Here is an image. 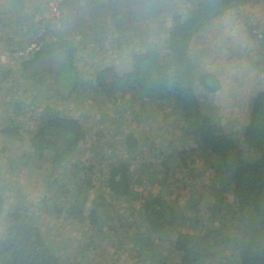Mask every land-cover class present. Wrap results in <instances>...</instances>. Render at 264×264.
<instances>
[{
  "label": "trees",
  "instance_id": "trees-1",
  "mask_svg": "<svg viewBox=\"0 0 264 264\" xmlns=\"http://www.w3.org/2000/svg\"><path fill=\"white\" fill-rule=\"evenodd\" d=\"M50 1L57 2L59 14L41 12V3ZM262 1L0 0V37L9 33L14 62L20 64L0 65V76L13 82L14 70H20L26 86L14 82L15 90L7 92L0 133L27 143L18 156L22 165L36 167L50 158L43 200L51 201L37 212L35 204L18 201L25 198L17 177L0 173V217L8 218L0 233L1 264H103L87 252L97 245L103 253L123 249L119 258L125 264H264V88L251 97L247 122L233 135L201 101L224 84L194 51L196 37L217 19ZM260 22L246 32L264 42ZM261 26L260 34L253 29ZM122 55L129 67L119 72L107 60ZM84 58L92 63L93 77L85 86ZM45 61L48 69L41 66ZM92 81L101 103L110 106L107 119L124 128L121 144L113 148L121 157L112 161L100 155L111 145L92 139L95 104L86 107L82 119L59 105L69 106ZM52 83L57 95L49 100L42 89ZM140 102L152 106L146 116L127 119L128 109ZM153 116L158 121L171 116L176 148L166 159L170 152L154 139L157 170L148 177L153 183L162 176L165 186L138 191L136 185L145 180L133 169L146 159L142 151L150 138L141 137L154 135L148 122ZM157 149L161 156L155 157ZM196 156L205 167L185 186L193 187V215L187 219L185 195L172 199L167 186L177 173L197 165ZM44 214L64 222L58 241L48 237L39 219ZM65 237L70 240L60 252L58 242Z\"/></svg>",
  "mask_w": 264,
  "mask_h": 264
},
{
  "label": "rangeland",
  "instance_id": "rangeland-1",
  "mask_svg": "<svg viewBox=\"0 0 264 264\" xmlns=\"http://www.w3.org/2000/svg\"><path fill=\"white\" fill-rule=\"evenodd\" d=\"M36 2H44V0H36ZM41 4L43 7L42 5L38 4L42 9H44L41 12L45 11V13L49 16H52V14H59V11L56 7V1H50L49 3ZM160 18L161 20L163 19L162 16ZM258 21H264V1L251 4L247 7H242L237 11L225 14L223 17L213 22L207 29L200 32L194 43V51L197 50L199 53L203 65L205 66L204 69H210L219 73L224 84V87L219 92L203 94V96L200 97L201 101L206 106V108H208L210 112L214 114L215 118L219 122H221L223 125L226 124L229 131L235 136L241 133L242 127L247 122L250 112L251 97L256 93L257 90L264 88V42H260L259 40H254L253 38L248 37L246 32V29L249 25H254L258 23ZM16 28L18 29L17 26ZM253 29L255 32L260 34L263 27L261 26L260 28ZM6 34L9 33H5L4 36L0 37V65L2 68H17L16 65L20 64H15L14 62V58L16 56L15 53L12 52L14 42H8L9 37H7ZM10 35H13V32H10ZM113 43L115 42L113 41ZM28 49L29 47L25 48V51L24 49H19L20 51L18 54H22L23 56L24 53L29 51ZM89 53L90 55H93L90 50ZM117 55L118 54H116V56ZM107 61L109 63L115 64L119 72H122V70L129 67V59L126 57V55L118 57L116 61L111 59H108ZM92 62H96V64L99 63V61H97V57H94ZM81 64L83 66L84 79L82 84L85 86L86 80L93 78L91 75L92 67H90L92 63L84 58ZM41 66L43 69H48L46 61L42 62ZM98 66L99 68L102 67L101 64H98ZM7 80L8 79H4L2 76H0V128L6 118L5 105H7L9 100L6 97L7 92L15 87L14 82H18L22 87L25 85V82L22 80L20 70L17 69L14 70L13 82ZM90 85L91 86L89 87H83L82 93L78 94L79 97H73L70 100L69 106L67 102H61L62 104L59 105L62 109H69L71 114L82 119V112H84L86 107L92 105V103L95 104L96 109L92 108L94 113L92 117H90V122L94 124L96 128L91 131L92 139L96 138L101 140V142L105 141L107 144L111 145V147L106 146L100 155L103 156L104 160L106 159L108 161H112L121 157L113 148L121 144L122 138L125 136V134L121 135L120 133L124 131V128L121 124L116 125V123L112 122L110 119H107L109 118L108 116L112 117V115H109L108 113L110 106L109 104L101 103L100 95L97 94L96 90L94 91L93 81ZM25 87L26 86H24V88ZM14 90L15 88L13 91ZM42 90V93L45 94L46 97L48 96L47 99L49 100H51L53 96L56 97L57 95L56 88L54 87L53 83L49 84L48 88ZM140 94L142 95L143 93L140 92ZM144 105V102H140L135 110H133V108H129L127 119L134 118V120H138L140 117L146 116L149 107L152 106L146 107ZM99 107L102 108L101 111L97 110ZM125 108H127V106L124 104L119 106L118 109H120L121 113H123L122 111H124ZM133 111L135 112L133 113ZM22 118L25 120L24 115ZM160 119L161 117L158 121L154 116L148 117V122L150 124L149 128L154 132V135L151 133V135H153L151 138V135L147 133L141 137L142 139H150L147 141V145L142 151L144 156H146V159H142L140 161L141 164L133 169L136 177L140 176L145 180L143 182L144 184L138 183L136 185L138 191H141L143 188H145V191L148 192L152 188V184L158 185L160 187L165 186V183H160V180H162L161 178H163L162 176H156L153 183L148 177L151 171L155 172L157 170V167L154 165L155 158L153 156V150L155 148L154 139H156V141L157 139H161L160 141H162V144L165 146L164 149H166L167 152H170L167 153L166 159H169L172 156L171 151L173 148H176L174 142H172L171 139L174 134H172L171 130L169 131V128L171 125H173L172 123H174V121L172 122L171 116H168V119L165 121H160ZM28 122L31 123L29 119ZM30 125H34V122H32ZM164 125L167 126L165 131ZM98 126H101V129H105L106 132H102L101 130L97 131V129L100 128ZM101 134H103L104 137H102ZM91 141L92 140H90V143ZM26 145L27 143L21 142L19 140H5L3 135L0 133V151L4 152H2L3 155L0 157V173L2 175L7 173L10 176L17 177L19 183L22 184V186H20L22 187L20 193L25 198L21 199L18 197V201H26L27 203L35 204V210L39 212L38 210H40L43 205L47 204V206H49L51 204V201L47 200L45 202L43 200V192L48 186L45 179L47 176L45 174L49 169L48 160L50 161V158H42L36 167L22 165L24 163L23 161L19 160L18 156H21V153L26 149ZM9 155H15L16 157L12 161L8 159ZM76 155H78V152ZM141 156L143 155L141 154L139 157ZM156 156H161V151L159 149L156 151L155 157ZM198 157L199 156H196V166L186 167V173H177L170 186H167V188L173 189L171 195L172 199H176L178 196L182 197L185 195V199L183 197V203L185 202L184 204L188 208V211L186 212L187 219L190 217V215H193V209L190 205V203L193 201V190L191 193V188L193 187L191 186L187 189L185 186L187 184L191 185V182H195L198 178V176L195 174L199 173L202 167H205V162ZM105 164H107V161L102 162V165ZM18 166L21 167L17 168ZM5 168H10L8 169L10 171L6 172L7 169ZM51 218L52 219L50 220L45 214L39 216V219H44L46 230L49 234L48 237L54 238L55 241H58V238H60L62 232V229L60 228L64 226V222L56 217ZM7 220L8 218L6 215H4V217H0V233L5 229ZM69 240V237H65L62 239V241L58 242L60 249L65 247V245L69 243ZM101 249V246L97 245L92 250H87V252L90 256L99 255L98 260L103 262V264H112L113 258L116 260V263L114 262L113 264H125L123 258H119V255L122 254L123 249L118 250L117 247H114V251L107 250L105 253L101 252ZM60 252H62V249Z\"/></svg>",
  "mask_w": 264,
  "mask_h": 264
}]
</instances>
